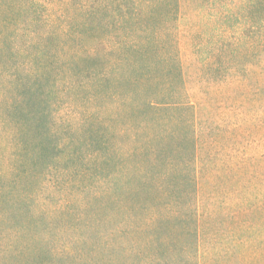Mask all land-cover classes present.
Returning a JSON list of instances; mask_svg holds the SVG:
<instances>
[{"label":"trees","instance_id":"trees-1","mask_svg":"<svg viewBox=\"0 0 264 264\" xmlns=\"http://www.w3.org/2000/svg\"><path fill=\"white\" fill-rule=\"evenodd\" d=\"M191 66L196 92L228 90L215 96L225 111L212 121L221 118L228 134L247 126L246 100L236 112L226 99L235 82L238 93L246 83L264 99L252 75L264 74V0H199L196 7L184 0H0V138L14 156L3 172L8 189L0 185V262L30 252L27 225H10L11 214L24 210L23 181L61 168L57 158L76 147L62 140L72 136L66 109L78 129L90 126L97 136L106 128L130 141L126 159L108 136L95 151L102 163L113 160L138 177L135 186L125 175V196L113 195L131 220L113 228L108 253L121 246L127 259L160 264L161 252L170 259L180 244L183 258L172 264H200L199 159L210 160L218 141L209 115L199 120ZM100 102L112 113L108 121L92 118ZM248 135L239 133L241 151L261 139ZM74 255L71 245L63 248V258Z\"/></svg>","mask_w":264,"mask_h":264},{"label":"rangeland","instance_id":"rangeland-1","mask_svg":"<svg viewBox=\"0 0 264 264\" xmlns=\"http://www.w3.org/2000/svg\"><path fill=\"white\" fill-rule=\"evenodd\" d=\"M184 2L190 7L199 5V0ZM188 72L192 78L190 87L200 122H209L207 114L210 121L215 114L222 116L225 111L222 105L225 101H221V105L215 96L222 91H228L227 88H222L221 91L218 86L208 85L206 93H198L195 91L198 82L194 77V67L191 66ZM252 73L257 75L255 82L264 87V74L261 71ZM241 87L244 92L238 93L235 82L226 100L234 106L236 112L241 101L246 100L252 114L247 126L240 130L248 132L250 139H261L241 151V131L238 125L232 127L228 134L221 118L218 119V124L213 121L210 124L216 130L214 134L218 143L210 160L199 159L197 202L201 214L198 237L200 264H264V99L255 96L246 83ZM104 105L102 104V109H94L93 120L94 116L99 115H103L107 121L112 117L111 111ZM258 113L263 120L255 119ZM61 115L65 118L63 123L71 125L72 135L68 134L62 140L76 142V147L69 145L65 149L67 151L57 158L61 168L52 169L40 178L39 172L38 177L30 173V177L23 181L21 205L24 210L17 212L16 217L11 214L10 225H27L23 233L30 245V252H22L19 259L0 264H145L146 258L127 259L121 246L116 247L114 253H108L107 247L113 228L121 222L131 220L130 211L126 213L118 210L121 198L127 192L128 184H123L125 175L129 174V180L135 186L138 177L134 176L137 174L129 173L128 168H120V164H115L113 160H104L102 163L96 158L95 151L101 148L102 141L107 140L108 136L115 151L118 148L119 154L126 159L129 139L125 135L114 136L112 131L111 137L106 128L99 135L93 136L94 134L89 133L92 130L90 126L86 130H80L69 119L72 112L64 109ZM235 122L234 117L231 124ZM117 123L120 126L122 121ZM258 132L262 137L255 135ZM226 136L230 140H226ZM12 149L11 143L1 137L0 185L4 186L3 190L8 189V178L3 172L7 168L8 159L14 158L11 155ZM177 190L179 189L174 191ZM116 193L121 194V198L114 200L113 195ZM165 201L171 203L173 198ZM113 212L118 213L112 215ZM6 224L9 225L8 222ZM68 245L76 250L77 255L67 259L62 256L63 248ZM19 246L21 247L20 244ZM36 247L42 250L41 254L34 252ZM52 250L58 254H52ZM161 253L160 264H172L183 258L180 244H177L176 251H172L173 257L170 259L165 257V253Z\"/></svg>","mask_w":264,"mask_h":264}]
</instances>
